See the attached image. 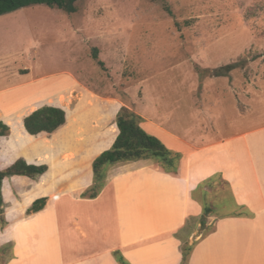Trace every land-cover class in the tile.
<instances>
[{
    "label": "crops",
    "instance_id": "1",
    "mask_svg": "<svg viewBox=\"0 0 264 264\" xmlns=\"http://www.w3.org/2000/svg\"><path fill=\"white\" fill-rule=\"evenodd\" d=\"M67 78L63 73L0 89V120L11 129L0 136V169L19 158L48 166L36 178L3 180L6 225L0 224V250H11L5 264H121L115 252L128 264H182L185 244L193 247L187 264H264V147L258 139L264 126L197 141L170 127V115L151 116V103L142 102L141 111L86 88L83 103L74 109L80 112L83 105V130H62L66 112L65 124L54 132L30 134L24 118L34 110L51 105L67 111L59 99L70 88ZM28 86H36L37 95L12 104L11 93ZM123 105L143 118L148 133L181 153L177 172L165 171L155 159L118 162L108 166L97 197H82L93 184L94 159L119 133L115 120ZM36 154L46 158L39 160ZM217 173L247 211L215 212L202 224L203 205L196 192L202 188L205 193L207 186H199ZM41 197L47 198L44 208L29 213ZM206 224L213 227L198 237Z\"/></svg>",
    "mask_w": 264,
    "mask_h": 264
},
{
    "label": "rangeland",
    "instance_id": "2",
    "mask_svg": "<svg viewBox=\"0 0 264 264\" xmlns=\"http://www.w3.org/2000/svg\"><path fill=\"white\" fill-rule=\"evenodd\" d=\"M76 6L71 14L33 4L0 15V89L65 73L70 88L59 99L67 106V133L83 130V105L74 109L86 88L141 111L142 102L151 103V116L170 115V127L197 141L264 126V0H78ZM229 63L236 67L224 75L201 72ZM36 90L12 92V104ZM15 131L24 135L19 125ZM258 139L264 147V136ZM211 177L206 192H196L201 200L221 216L247 211L221 174ZM212 227L204 225L198 237ZM10 252L0 250V264Z\"/></svg>",
    "mask_w": 264,
    "mask_h": 264
},
{
    "label": "trees",
    "instance_id": "3",
    "mask_svg": "<svg viewBox=\"0 0 264 264\" xmlns=\"http://www.w3.org/2000/svg\"><path fill=\"white\" fill-rule=\"evenodd\" d=\"M77 1L78 0H0V15L33 4H44L51 8H58L71 14L77 9ZM149 1L155 2L158 0ZM166 8L167 11L171 13L170 9L168 7ZM94 56L95 58H98L97 54ZM98 63L101 66L104 65V62L101 60H98ZM235 67L236 64L229 63L216 69H202L201 72L204 74L208 73V75L212 76H220L231 71ZM142 120L143 118L127 105H123L119 109L115 120L119 133L112 146L100 153L94 159L92 164L93 184L82 193V197H97L105 185L108 166L118 162H127L139 159H155L162 165L165 171L177 172L181 153L172 151L161 141V139L148 133L141 126ZM65 122L66 111L61 107L51 105H43L24 118L25 129L32 135L40 132L52 133L65 124ZM10 132V126L0 120V136H7ZM47 170L48 166L46 164H31L23 158H19L10 166L0 169V224L2 228L6 225L2 195V183L4 178L13 175H23L36 178L45 173ZM212 179V177L208 178L203 182V184L201 183L199 188L209 184ZM194 197L197 198L196 194ZM46 201V197L36 199L32 206L28 209V212H37L43 209L46 205ZM200 202L203 205V216L201 222L204 224L205 217L214 214L215 210L203 200ZM192 248V245H183L182 264H187ZM115 255L121 264H128L119 252H115Z\"/></svg>",
    "mask_w": 264,
    "mask_h": 264
}]
</instances>
